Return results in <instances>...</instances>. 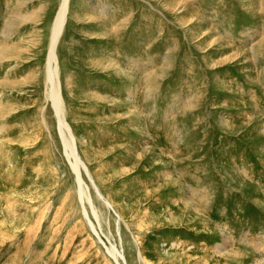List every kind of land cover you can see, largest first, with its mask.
I'll list each match as a JSON object with an SVG mask.
<instances>
[{
	"label": "rangeland",
	"instance_id": "1",
	"mask_svg": "<svg viewBox=\"0 0 264 264\" xmlns=\"http://www.w3.org/2000/svg\"><path fill=\"white\" fill-rule=\"evenodd\" d=\"M61 2L0 0V264H117L85 209L126 264H264V0H70L86 208Z\"/></svg>",
	"mask_w": 264,
	"mask_h": 264
},
{
	"label": "bare ground",
	"instance_id": "2",
	"mask_svg": "<svg viewBox=\"0 0 264 264\" xmlns=\"http://www.w3.org/2000/svg\"><path fill=\"white\" fill-rule=\"evenodd\" d=\"M69 2L70 0H62L59 12L54 21L52 35H51V42L49 46V53H48V58H47V72H48L47 83H48L49 92H50L49 99H51L54 109L56 111L59 130H60L61 138H63V144H64V148L66 151V157L69 163L71 164L73 172H75L76 174V178H77L76 182L78 184L79 197H80V200L82 201V204L84 205V208H86L85 202L89 201L90 197H89L88 191H86L87 188L85 187L84 181L79 172L81 170L80 169L81 165H80V160L78 159V156L75 152L76 140L71 134L70 129L67 126V123L65 120L64 106H63V102H62L61 94L59 90L61 85L59 83L58 74H57V61L58 60H57V55H56V49H57V45L60 40V37L62 35L63 29L65 27V22H66L68 10H69ZM93 213L96 219L98 220L99 215L94 210V208H93ZM84 216H85V219L88 225L90 226L92 233L97 238V240L102 245H104L108 253L112 256V258L116 261L117 264H122L124 256L122 255V253H120L115 248V246L111 245V247L109 248L107 245H105V243L101 239V235L99 231L100 229H98V227L95 226L94 222L91 220L89 216V213H86V209L84 212ZM21 225L20 226L16 225L15 228H21ZM31 230L33 229H30L29 231ZM36 257H37L36 255H33L32 260L33 259L35 260ZM123 264H126L125 260Z\"/></svg>",
	"mask_w": 264,
	"mask_h": 264
}]
</instances>
